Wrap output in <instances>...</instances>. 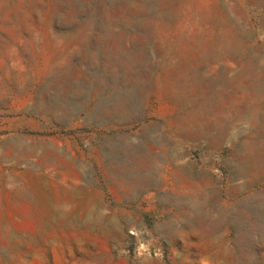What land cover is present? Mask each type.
<instances>
[{"label": "rangeland", "instance_id": "rangeland-1", "mask_svg": "<svg viewBox=\"0 0 264 264\" xmlns=\"http://www.w3.org/2000/svg\"><path fill=\"white\" fill-rule=\"evenodd\" d=\"M263 135L264 0H0V264H264Z\"/></svg>", "mask_w": 264, "mask_h": 264}, {"label": "bare ground", "instance_id": "bare-ground-1", "mask_svg": "<svg viewBox=\"0 0 264 264\" xmlns=\"http://www.w3.org/2000/svg\"><path fill=\"white\" fill-rule=\"evenodd\" d=\"M241 60V59H240ZM239 61V60H238ZM248 63V62H247ZM253 67V66H252ZM251 92V91H250ZM253 93V92H252ZM248 95V94H247ZM253 95V94H252ZM256 94H254V96H255ZM249 109V108H248ZM237 110H239L238 108H237ZM243 111H245L244 109H243ZM253 112V111H252ZM253 116V115H252ZM257 118H258V116H257ZM255 119V118H254ZM255 120H257L258 121V119H255ZM255 122V121H254ZM260 122V121H259ZM222 123H224V122H222ZM257 123V122H256ZM220 124V123H219ZM258 124V123H257ZM215 125V124H214ZM237 125H239V124H237ZM208 126V125H207ZM206 127V126H205ZM255 127H257V126H255ZM259 128V127H258ZM208 129V128H207ZM214 129V128H213ZM260 129V128H259ZM202 130V129H201ZM203 131V130H202ZM205 131V130H204ZM262 131V130H261ZM247 133V132H246ZM264 136V135H263ZM257 137V136H256ZM259 138H260V136H259ZM224 140V139H223ZM261 142H263V141H261ZM259 143V142H258ZM258 143H256V146H257V148H258ZM255 144V143H254ZM261 145V144H260ZM261 147H262V145H261ZM261 147H259V148H261ZM264 148V147H263ZM261 150V149H260ZM264 151V150H263ZM247 153H249V152H247ZM255 153V152H254ZM253 153V154H254ZM258 153V152H257ZM262 153V152H261ZM260 153V154H261ZM264 154V153H263ZM262 154V155H263ZM261 155V156H262ZM257 156H259V155H257ZM260 157V156H259ZM247 158V157H246ZM166 159V158H165ZM263 159V158H262ZM155 162H156V160H155ZM159 173V172H158ZM158 173H156V174H158ZM153 174V173H152ZM259 177V176H258ZM149 183H151V182H149ZM160 185V184H159ZM159 187V186H158ZM249 204V203H248ZM261 209H262V207H261ZM254 212H256V211H254ZM262 213V212H261ZM255 215L257 214V213H254ZM257 216H258V214H257ZM263 217V216H262ZM259 218V217H258ZM261 219H264V218H260V221H261ZM259 220V219H258Z\"/></svg>", "mask_w": 264, "mask_h": 264}]
</instances>
